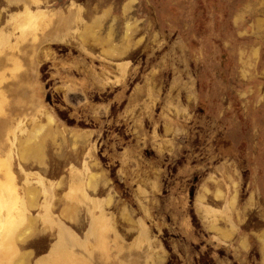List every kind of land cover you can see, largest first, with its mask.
<instances>
[{"label": "rangeland", "instance_id": "rangeland-1", "mask_svg": "<svg viewBox=\"0 0 264 264\" xmlns=\"http://www.w3.org/2000/svg\"><path fill=\"white\" fill-rule=\"evenodd\" d=\"M0 264H264V0H0Z\"/></svg>", "mask_w": 264, "mask_h": 264}]
</instances>
